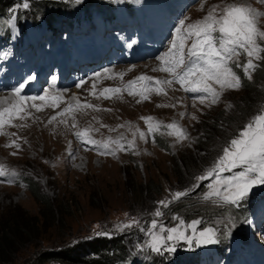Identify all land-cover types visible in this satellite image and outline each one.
<instances>
[{
	"label": "rangeland",
	"instance_id": "obj_1",
	"mask_svg": "<svg viewBox=\"0 0 264 264\" xmlns=\"http://www.w3.org/2000/svg\"><path fill=\"white\" fill-rule=\"evenodd\" d=\"M20 2H25V0H21ZM251 2L253 0H200L189 9L187 19H202L214 5H219V8L216 10V14L218 15L226 4H250ZM257 10L264 12V8ZM71 24L75 26L77 31H82L83 27L80 26L81 23L78 20ZM259 26L264 30V17L260 18ZM142 29H144L146 37L154 39L161 45L168 46L167 43L159 41L158 32L154 27H145ZM255 62L257 64L259 63V66L260 64H264V61ZM148 64V61L141 63L138 70L126 68L124 67L126 64H123L122 71L127 72V76L119 84L140 71L146 73L151 69V66ZM255 71L250 73V81H254L257 78L256 75L258 73H255ZM261 71L262 69L258 72ZM243 85L244 83H242V87L238 90H225L219 102L209 106L208 102L201 104L199 101L182 100V96L179 97L177 87H168L167 85L162 86L165 88L166 95L157 94L155 91L156 86L151 85L153 90L146 93L149 96L147 100L141 101L138 93L129 95L128 91L124 90H121V93L114 95L110 99H102L97 95L100 85H96L94 89L96 95H92L93 84L88 82L80 89L72 88L67 95L70 96L69 100L76 97L81 101V104L85 102L91 103L96 105L98 110H71L70 113L59 116L57 113H60L70 103L69 100L61 99L57 101L59 104L58 107L50 106L33 112L30 116H26L31 122L30 125L25 130L20 129L19 131L20 134L24 132L26 136H17L15 134L11 136L3 135L0 138V142L9 141L8 143L11 144L15 140L16 144L20 147L16 155H10V148L0 150V163L6 168L15 170L19 174L29 175L36 179L41 190L49 193L51 196L60 197L63 191H65L71 196L72 201L74 199L77 204L76 209L67 216L69 223L65 230L70 227L69 231H72V234L87 232V236L85 237H88L90 234L106 235V232L113 234V232L119 233L128 229L126 232L127 236L134 240L133 237L141 235L140 233H148V230H146L148 228L141 226L142 230H139L136 225L130 228L120 227L121 225L131 223L139 216H134V213L127 212V206H133V204L143 202V204L148 206V209L153 210L155 207L149 206L152 204L147 203L145 198L139 197L135 189V183L143 182L151 178L156 182H161L164 191L168 193L169 183L173 182L171 169L172 162L174 161L173 158H175V155L180 151L181 147L190 146L191 150H194L196 154L203 153L202 151L197 152L196 148H194L196 138L202 133L200 130V122L202 120L207 121L206 118L208 116L215 115L222 108L227 110V113L228 111L234 112L231 116L237 115L239 109L246 110L245 106L241 107L242 104L240 106L234 105V101L237 102L243 96V93H241ZM134 87L135 85H133ZM7 94V92L2 94L0 100L3 98L8 99ZM137 101L140 102L138 103ZM30 108L36 110L31 106H27L26 111ZM251 108L252 106H249L250 110ZM252 115H250V118L253 117ZM53 116H56V120L49 122ZM193 116L196 119H193ZM142 117H153L155 119L146 122ZM156 122H161L162 125L176 122L186 130L188 139L178 142L174 135L168 134L170 130H165L160 133L162 142L164 143L162 145L150 137L147 132L149 124H156ZM13 123L15 125H22L20 127H26L25 119H15ZM13 127L15 126H9L6 131L12 133ZM85 128L90 129L88 134L96 141L104 142L108 138L115 140L123 137L121 143L125 144L127 150H119L114 155L97 149L89 150L90 148L87 145H80L79 138L76 136L78 131H82ZM160 128L164 129L166 127L161 126ZM140 132L145 134L144 139L140 138ZM154 133L152 132L153 135ZM133 140L134 146L128 147L127 142ZM216 143L222 150V143L220 141H216ZM13 145L16 146L15 144ZM90 146L92 147L93 145L91 144ZM111 147L115 148L117 146L113 144ZM1 154H5L8 161ZM215 161L213 160L207 167H211ZM91 197L95 199L94 202H91ZM102 199L104 206H97ZM62 202L60 199L59 203ZM202 203L201 205H206L211 211L223 212L221 207L224 204L216 203L224 202H221L216 197L209 200L202 198ZM8 204H19L30 212H36L38 210V203L27 188L26 183L22 180L9 183L7 177L5 179V176H0V206ZM150 212L144 214L149 216ZM199 217V214L195 215L190 221L199 220ZM212 218L213 222L223 221L224 226L229 224L233 227L234 225L231 219L224 218L220 215ZM153 219H155V215L145 221L151 223ZM175 225H169L168 227ZM51 232L53 235L54 230ZM192 233L193 231L191 230L190 235ZM122 236L126 239L125 234ZM149 238V235H147L138 239L139 253L133 256V260L125 264H134L135 260L150 264L155 262L157 255L155 254V257L152 255L153 253L144 249L147 246ZM170 242L174 246L177 241ZM167 248L168 246L165 244L160 253H163ZM21 255L22 258L20 260H23L25 257L28 260V257H30V254ZM50 262H53V260ZM116 262L119 263L118 259ZM55 263L57 264L58 262ZM64 264L68 263L64 262Z\"/></svg>",
	"mask_w": 264,
	"mask_h": 264
},
{
	"label": "snow or ice",
	"instance_id": "obj_2",
	"mask_svg": "<svg viewBox=\"0 0 264 264\" xmlns=\"http://www.w3.org/2000/svg\"><path fill=\"white\" fill-rule=\"evenodd\" d=\"M79 2V0H77ZM264 3V0H260ZM24 8L29 5L27 0L22 4ZM219 5H214L207 15L194 23L185 24V19L179 21V26L175 29V36L167 52L157 57L160 66L154 71H162L170 74V79L159 80L146 75H141L132 81H128L124 90L129 95L139 94L141 101L149 99L146 94L152 91V86L148 82H154L157 94L166 95L164 87H171L173 82H177L186 92L198 93L196 99L201 104L208 102L209 106L219 102L222 93L225 90H238L242 87V82L234 67L241 69L245 75L251 79V72L259 66L255 61H264V30L259 26L260 18L264 17V12H260L251 5L244 3L226 4L217 15L216 10ZM191 40L190 47L185 53L187 40ZM244 54L247 57L245 63H239V56ZM122 78L124 73H114L110 69L103 70V78ZM93 80L92 95H96L94 89L96 82L102 78V73H95ZM35 77H28L24 83L13 89L14 99L8 106H0V134L15 135L8 133L6 126L20 127L15 125V119L23 120L31 113L27 112V102L36 100H50V106L58 107L57 101L62 99L60 94L49 96L47 93L40 96H25L22 94L24 87ZM142 83L139 89H133V85L138 82ZM87 81L80 80L76 87H82ZM218 86V87H216ZM121 88H105L99 96L105 99L111 98L106 94L120 93ZM75 104L69 103L59 116L70 113L71 110L81 111L83 109L98 110L96 105L91 103L81 104L78 98L73 97ZM138 103L140 101H137ZM172 106L175 105H160ZM32 108L37 111L42 110V106L36 103L31 104ZM74 119V117H73ZM146 122L152 121L153 117H142ZM193 119H196L193 116ZM56 120V116L51 117L50 121ZM65 122V121H61ZM164 126L170 131L169 135H174L177 141L188 139L185 129L176 122L162 125L161 122L149 124L150 133L158 131L159 127ZM90 129L85 128L76 133V136L85 143H90L93 147L103 149L104 152L115 154L119 150H127L125 144L121 143L123 137L115 140L108 138L107 141H96L88 135ZM140 138L144 139L145 134L140 132ZM18 148L19 145L13 140ZM117 147H111V145ZM128 147L134 146V140L127 142ZM11 146V145H7ZM15 154V153H13ZM239 169V171H234ZM229 173V175H224ZM11 174L17 175L15 171L11 173L6 171L4 165L0 164V176ZM211 179L208 184V191L204 194L203 199L209 200L213 197L222 200L224 203L236 204L244 199L251 188L259 184H264V110L252 117L238 135L228 141L227 145L222 148V154L218 156L215 163L208 168L203 175L196 177L198 182ZM199 187V184L195 185ZM188 191H177L171 194L170 200H161L158 202L159 207L155 210V217L159 218L164 215L162 208H167L173 201L179 200L186 196ZM177 224L172 227H165L158 219L151 221V227L148 229L149 240L147 247L154 252H160L168 241L178 239H187L191 241L192 237L186 235L187 229H192L196 236L197 243H215V229L204 228L197 233L195 226L200 223L193 220L186 223L182 218L175 216ZM138 221L133 220L131 223L121 225V228H130L137 225ZM174 247L167 248V251H174Z\"/></svg>",
	"mask_w": 264,
	"mask_h": 264
},
{
	"label": "trees",
	"instance_id": "obj_3",
	"mask_svg": "<svg viewBox=\"0 0 264 264\" xmlns=\"http://www.w3.org/2000/svg\"><path fill=\"white\" fill-rule=\"evenodd\" d=\"M12 1L0 0V11ZM32 3L35 11L43 8L42 1L33 0ZM260 69L262 71L258 72ZM238 70L242 72L241 69ZM255 73L258 74L254 81H250L245 74L241 75L242 83H244L241 91L243 96L237 102L234 101L235 106L242 104L241 107L245 106L246 110L239 109L237 115L231 116L234 112L228 111L227 113V110L222 108L215 115L208 116L207 121L200 122L202 133L194 142L196 151L203 153L196 154L190 146H183L175 155L171 166L173 182L169 183L168 193L164 191L161 182H156L151 178L135 183L139 197L145 198L147 203L152 204L149 206H155L153 210L148 209V206L143 202L127 206V212L134 213V216L139 215L135 221L140 223L142 218L148 220L151 216L154 217V212L159 207V201L170 200L172 193L185 190L188 191L186 196L173 201L167 208L161 209L164 215L161 217L160 223L167 222L172 225L177 222L173 219L175 216L184 221L198 214H205L211 218L217 215L226 216L225 208H222L223 212H219L211 211L206 205H201L203 192L209 190L208 184L211 182L210 180L198 182L196 177L203 175L208 169L207 165L222 154L216 141H220L223 147L226 146L228 141L238 135L242 126L252 119L250 118L251 114L257 115L264 109V64H260ZM260 73L261 75H259ZM249 106H252L251 110ZM161 138L160 135L155 136V140L164 145ZM25 179L27 188L38 203V210L30 212L19 204L0 206V264H56L55 262H58L57 264H64V262L68 264H103L110 263L117 256L118 249L110 253L109 248L112 246L122 247L118 232L112 231L113 234L109 238L98 234H90L85 237L87 232L72 234L73 232L69 231L70 227L65 229L69 223L67 216L76 209L77 204L74 199L72 201L71 196L65 191L60 197L51 196L41 190L36 179L32 177ZM197 184L199 187L195 186ZM59 198L63 201L62 203H59ZM94 200L91 197V202ZM97 206H104L103 199ZM146 212H150L149 216L144 214ZM53 230L54 234L52 235L51 231ZM29 250L31 251L28 252ZM89 251H92V254ZM21 254H30V257L28 260L26 257L20 260ZM51 260L53 262H50Z\"/></svg>",
	"mask_w": 264,
	"mask_h": 264
},
{
	"label": "bare ground",
	"instance_id": "obj_4",
	"mask_svg": "<svg viewBox=\"0 0 264 264\" xmlns=\"http://www.w3.org/2000/svg\"><path fill=\"white\" fill-rule=\"evenodd\" d=\"M9 98V97H8Z\"/></svg>",
	"mask_w": 264,
	"mask_h": 264
}]
</instances>
